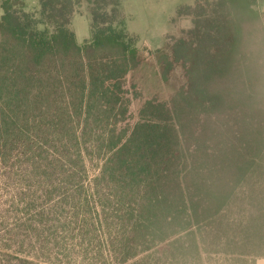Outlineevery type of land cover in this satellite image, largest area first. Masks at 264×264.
<instances>
[{
    "label": "trees",
    "instance_id": "obj_1",
    "mask_svg": "<svg viewBox=\"0 0 264 264\" xmlns=\"http://www.w3.org/2000/svg\"><path fill=\"white\" fill-rule=\"evenodd\" d=\"M124 0H0V264H256L264 258V12L197 0L163 47ZM75 13L91 18L80 43ZM165 98L129 124L127 77ZM147 58V59H146Z\"/></svg>",
    "mask_w": 264,
    "mask_h": 264
},
{
    "label": "rangeland",
    "instance_id": "obj_2",
    "mask_svg": "<svg viewBox=\"0 0 264 264\" xmlns=\"http://www.w3.org/2000/svg\"><path fill=\"white\" fill-rule=\"evenodd\" d=\"M197 0H124V11L128 18L129 29L142 34L144 43L150 46L163 47L166 36L179 37L182 30H188L191 25L190 18H180L172 24L179 6L193 4ZM26 9H35L37 0H24ZM259 7L264 12V0H259ZM2 10L0 9V17ZM79 42L83 43L90 36L91 18L88 15H76L72 23ZM140 36V45L141 35ZM148 57L145 66L132 72L127 77L126 89L132 100L128 123L134 124L138 120V111L141 102L150 96L165 98L171 94L175 87L183 82L180 70L172 75L168 85L161 83L153 74L155 59ZM147 59V58H146Z\"/></svg>",
    "mask_w": 264,
    "mask_h": 264
},
{
    "label": "crops",
    "instance_id": "obj_3",
    "mask_svg": "<svg viewBox=\"0 0 264 264\" xmlns=\"http://www.w3.org/2000/svg\"><path fill=\"white\" fill-rule=\"evenodd\" d=\"M76 15H87V14H79V13H75V14H74V17H73V21H74ZM73 21H72V23H73ZM128 27H129V23H128ZM129 28H130V27H129ZM130 31H131L132 33L137 34V35H141V39H142L141 42H143V43H141V45L139 44V46H141V47H147V48H149V49H151V50H156V49L161 48L159 45L156 46V48H154V47L150 46L149 43H146V44H145L144 41H143L142 34L136 32V31H132V30H130ZM90 35H91V32H90ZM89 37H90V36H89ZM89 37H88L87 39H89ZM77 39H78V38H77ZM87 39H85L84 41H86ZM78 41H79V40H78ZM80 43H81V42H80ZM256 264H264V258L257 259Z\"/></svg>",
    "mask_w": 264,
    "mask_h": 264
}]
</instances>
